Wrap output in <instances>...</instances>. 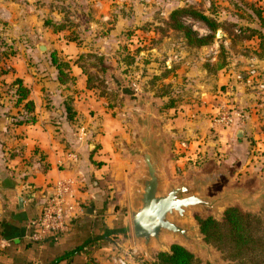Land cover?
Segmentation results:
<instances>
[{
  "label": "rangeland",
  "instance_id": "obj_1",
  "mask_svg": "<svg viewBox=\"0 0 264 264\" xmlns=\"http://www.w3.org/2000/svg\"><path fill=\"white\" fill-rule=\"evenodd\" d=\"M75 1H0L5 2L4 8H0V71L4 63L9 67L6 71L11 73H18L22 66L28 81H31L30 77L32 80L37 79L44 70L43 62H50V49L60 46V43L58 44L60 38H54L50 34L44 37L38 36L37 28L46 26L50 29V26L44 24L46 19L63 23L66 32L76 33L75 43L83 49L82 55H86L77 59V62L96 77L103 78V83L96 87V93L106 98L108 112L113 113L112 118L120 125L121 132L124 130V136L121 133L113 139L115 148L119 152L116 168H122V161L126 156L124 147H130L137 135L132 113H139L144 108L136 105L131 96L135 91L153 99L155 107L153 120L159 123L161 132H165L169 139L168 158L165 163L168 179H188L191 173H200L210 166L219 169L224 179L212 191L221 187L244 184L247 185L248 191L257 188L260 180L264 179V140L260 141V138L252 140L251 136H247L245 143L242 142L244 138L242 136V143H238L233 134H228L225 128H214L210 125L213 107L217 103L215 92L219 90L215 89V70L211 65L215 63V40L217 42L218 31L221 30H217L212 37V44L197 49L188 48L169 34L172 32L164 23V18H161L168 9L160 6L161 2L153 3L149 8L147 4L138 8L127 0H118L119 5L114 4L113 0H108L110 5L108 4L105 12L109 16L123 14L125 21L123 26L120 25L121 32L115 36L105 34L101 36L98 31H104L109 25L100 28L97 24L95 29L99 30L95 32L94 37L81 36L83 31L80 35L78 34L80 30L87 26L89 28L87 20L94 19L102 10L99 4H95L97 0H91L94 3L90 2V5L89 2L85 3L84 10L74 8ZM179 1L185 0H175L167 7L170 8ZM185 4H191L204 13H210L214 18L217 11L219 17L237 21V26L234 27L228 22L224 25L225 29H232L234 32L238 31V27H242L239 25H245V22L254 25L249 19L256 16L255 9H261V15L264 17V0H188ZM143 12H148L153 21L136 22L133 15L137 16ZM82 14L86 18L82 19ZM21 18L27 19L28 24L25 28L19 26ZM108 23L112 22L108 21ZM184 23L200 36L208 33L205 25L196 19L186 18ZM38 43L44 46L43 50L37 49ZM86 53L102 55L106 69L99 70L98 60ZM56 57L63 58L61 54ZM170 63H174L175 70L165 79L157 80L154 88L150 90L148 83L150 77L159 72L162 64L169 66ZM10 77L9 84L14 76ZM96 81L94 80L95 85ZM11 91V86L2 90L7 96ZM226 97V101L229 102L227 94ZM255 141H259V145ZM129 165L125 171L135 168L137 162L134 160ZM114 185L113 188L116 190L110 194L109 199L112 206L111 213L115 216L113 223L118 221L124 230L107 234L104 238H100V235L93 237L95 242L92 248L102 249L96 254V258H91L90 262L117 264L113 261L117 258H121L127 264L150 261L151 259L142 250L136 249L133 245L126 197L121 192L124 190L123 182L118 181ZM246 213L258 218L261 225L264 224V202L257 210ZM190 214L191 222L198 224L199 220L211 217L208 211L205 213L191 211ZM202 242L210 247L212 255L208 260L202 254L193 253L199 264L206 262L229 264V259L224 257V252L216 248L215 244L207 243L204 237ZM167 243L170 247L175 242L167 240ZM158 251L156 247L152 249V258ZM94 259L97 261H93Z\"/></svg>",
  "mask_w": 264,
  "mask_h": 264
},
{
  "label": "crops",
  "instance_id": "obj_2",
  "mask_svg": "<svg viewBox=\"0 0 264 264\" xmlns=\"http://www.w3.org/2000/svg\"><path fill=\"white\" fill-rule=\"evenodd\" d=\"M97 1L95 4L100 5L101 13L95 15L94 19L89 18V28L81 29L78 34L81 35L83 31L81 36L94 37L99 30L95 29L97 24L100 28L109 25L104 31H98L101 36L120 33V25L123 26L125 21L123 14L111 17L105 12L110 1ZM173 1L127 0L138 8L146 4L149 8L153 3L161 2L160 6H165L164 9H168L167 6ZM87 2L89 5L90 2L94 3L91 0H76L73 5L82 10ZM118 2L113 0L114 4L119 5ZM4 4L0 2V8H4ZM178 4L182 5L181 1ZM133 17L136 22L153 21L148 12ZM83 18L86 17L82 14ZM27 24L26 18L19 19L21 28ZM37 29L38 36L50 34L60 38V46H54L50 51L57 56L61 54L62 60L67 62L69 79L59 83L56 69L49 61L43 62V72L37 79L30 77L31 81L27 80L22 66L18 73H11L6 71L9 67L3 64L5 73L0 74V264H50L57 256L73 250L88 238L101 236L103 229L114 228L116 223H113L115 216L111 213L110 194L116 190L114 183L123 182L124 190L121 192L125 194L127 203L128 178L135 169L125 171L129 163L135 160L126 156L122 168H116L119 152L113 139L124 130L121 132L120 125L112 118L113 113L108 112L106 98L96 93V87L85 86L86 77L75 60L83 49L65 38L63 34L68 33L65 30L54 32L46 26ZM261 33L264 36V29ZM218 34L223 39L215 40V58L219 43L230 49L229 39L224 38L221 31ZM242 44L236 46V50H230L231 55L223 67L215 69V89H219L215 92V100L218 102L219 94L225 91L229 101L244 107L247 112L243 125L226 129L228 134L235 137L240 129L241 137H244L242 142L247 136H251L252 140L260 138L261 141L264 140V92L256 85L264 83V44L260 45L255 37L243 39ZM249 67L255 69L256 76L253 85L246 86L236 81L233 75L236 71L244 73ZM11 75L20 78L29 89L28 98L34 106L31 113L25 112L21 105L17 108L13 106L15 96L12 91L8 96L2 92L9 87ZM65 102L69 103L73 112L70 118L64 109ZM28 117L33 120L25 121ZM241 137H235L238 143ZM67 177L75 181V197L82 204V214L71 222L65 235L54 240L30 243L25 237L27 222L38 215L53 183ZM88 207L92 208L90 213H87ZM86 249L83 246L78 253L55 264H95L90 262L91 258L102 248H92L89 252H85Z\"/></svg>",
  "mask_w": 264,
  "mask_h": 264
},
{
  "label": "water",
  "instance_id": "obj_3",
  "mask_svg": "<svg viewBox=\"0 0 264 264\" xmlns=\"http://www.w3.org/2000/svg\"><path fill=\"white\" fill-rule=\"evenodd\" d=\"M36 47L39 51L44 49L39 43ZM131 96L136 105L144 106L139 113H132L137 135L130 147H124L126 157L137 161L127 185L133 245L152 259L154 247L158 252L170 251L169 240L210 260L212 250L202 242L204 236L199 224L191 222V211H208L215 220H220L222 212L229 206H238L245 212L255 211L264 202V179L252 191L247 190L246 184L212 191L224 179L219 169L210 166L200 173H191L188 179H168L165 163L169 139L161 132L159 123L153 120V99L135 91ZM235 137H241L240 129ZM91 210L88 207L87 213Z\"/></svg>",
  "mask_w": 264,
  "mask_h": 264
},
{
  "label": "trees",
  "instance_id": "obj_4",
  "mask_svg": "<svg viewBox=\"0 0 264 264\" xmlns=\"http://www.w3.org/2000/svg\"><path fill=\"white\" fill-rule=\"evenodd\" d=\"M255 15L249 22L254 23V25H239L238 31L234 32L232 29H225L224 25L228 22L232 27L237 26V21L224 19L218 16L217 11H215V18L212 17L210 13H204L198 10L191 4H175L168 8L166 16L163 19L164 23L168 25L173 37L179 39L181 44L188 48H200L206 45H210L213 42L212 37L217 30H221L225 34L224 38L229 39V50L226 49L221 43L218 45V52L216 54L215 63L213 69H218L224 66L226 59L229 58L230 50H234L236 46H242L243 39L257 38L260 42L264 44V36L261 30L264 29V17L261 15V9H255ZM256 17V18H255ZM192 18L200 21L205 25L208 30L207 34L198 36L191 28L184 23V19ZM45 25L50 26V28L55 31H61L65 29L63 23H58L53 20L46 19ZM157 26V25H156ZM66 39L69 41H76V33L68 32L66 34ZM223 37L219 35L217 40H221ZM247 49V47H242ZM236 50V49H235ZM242 51L243 53L245 52ZM91 54L93 58L97 59L99 63V70L106 69L104 65V59L102 55L96 53H86ZM86 55L82 53L77 55V59L83 58ZM146 63V61H144ZM50 63L54 66L57 73V80L59 83H65L68 81L69 76L67 75L66 68L68 64L66 61L56 57V54L50 53ZM81 70L85 75V86L87 88H95L98 84L103 83L102 77H96L88 71L85 66L80 64ZM176 66L174 63H170L169 66L162 64L161 69L155 75H152L148 80L149 89L152 90L155 86L157 80L165 79L171 72L175 70ZM5 70L2 69L0 74H4ZM96 81V85L95 82ZM11 86L12 93L15 96L13 101L14 107L22 108L25 112L31 113L34 109L33 102L28 98L29 89L23 85L20 78H13L9 87ZM154 94V93H153ZM155 95V94H154ZM168 106V105H167ZM65 112L70 118L73 114L69 103L65 102L64 105ZM33 120L32 117H28L25 121ZM200 232L204 236V240L207 243L215 244V247L224 252V257L229 259V264H264V224H260L258 218L251 216L249 213L242 212L237 207H228L224 210L223 215L220 220H215L208 216L203 220H199ZM124 227L117 221L114 228L103 229L100 238H104L107 234H111L115 231H123ZM63 236V235H61ZM51 236L44 239L42 242L47 240H54L59 237ZM30 243H38L27 239ZM94 238H88L82 244L76 246L73 250L66 252L57 256L50 264H55L56 262L67 258L70 255L78 253V251L86 246L85 252H89L94 247ZM169 252H158L156 253L150 261H140L138 264H199V260L193 256V254L185 249L184 247L177 245L175 243L170 245ZM209 264V263H204Z\"/></svg>",
  "mask_w": 264,
  "mask_h": 264
},
{
  "label": "built area",
  "instance_id": "obj_5",
  "mask_svg": "<svg viewBox=\"0 0 264 264\" xmlns=\"http://www.w3.org/2000/svg\"><path fill=\"white\" fill-rule=\"evenodd\" d=\"M185 2L188 0L181 1V4L183 5ZM233 76L239 83L251 86L256 71L253 67H249L244 73L236 71ZM256 86L264 92V83H259ZM226 94L225 91L220 93V99L213 107L210 125L214 128L229 129L241 126L247 118L245 108L232 101L227 102ZM74 186V179L69 177L56 180L53 183L40 212L26 224L25 237L27 239L42 242L47 237L65 235L69 231L71 222L83 212L82 204L75 197ZM113 261L117 264H127L121 258L113 259Z\"/></svg>",
  "mask_w": 264,
  "mask_h": 264
}]
</instances>
